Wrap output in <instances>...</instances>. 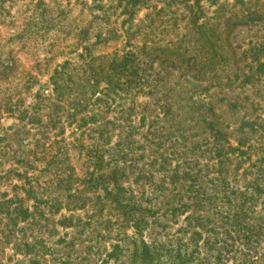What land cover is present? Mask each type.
<instances>
[{
    "label": "rangeland",
    "instance_id": "rangeland-1",
    "mask_svg": "<svg viewBox=\"0 0 264 264\" xmlns=\"http://www.w3.org/2000/svg\"><path fill=\"white\" fill-rule=\"evenodd\" d=\"M118 2L0 0V264H143L141 242L183 250L201 218L198 246L223 248L221 264H264L262 244L226 221L244 166L213 148L214 130L226 147L243 121L264 122V75L251 71L264 63V18L228 33L206 3L201 37L183 0H149L129 21ZM253 8L264 12V0ZM212 43L225 58L217 76L210 62L192 65ZM127 52L143 58L140 85L105 89L111 54ZM64 64L55 91L50 78ZM115 196L146 210L137 232ZM199 252L190 264H215Z\"/></svg>",
    "mask_w": 264,
    "mask_h": 264
},
{
    "label": "trees",
    "instance_id": "trees-1",
    "mask_svg": "<svg viewBox=\"0 0 264 264\" xmlns=\"http://www.w3.org/2000/svg\"><path fill=\"white\" fill-rule=\"evenodd\" d=\"M148 2L149 0H119L118 4L120 7L118 9L121 11L120 15L127 17L126 21H129L135 12L141 9H146V4ZM183 2L185 7L184 10L190 16H193L192 28L198 31L201 37H205L206 24L199 22V16L203 14L202 8L206 3H209L211 6H216L215 14H218L216 17V28L218 29L220 27L223 31L228 33L234 27L244 26L255 21L263 20L264 18L263 10L254 8L253 10L249 9L250 0H235L231 6H228L225 1L219 3V0H183ZM227 7L233 10L228 16L225 15L224 11L222 12V9L224 10ZM237 7H239V9ZM91 8L93 7H89L88 9ZM106 40L107 39H105V41ZM217 47L216 44L215 46L213 43L211 44L212 55L210 58H204L206 54H204L203 50H199V59L196 62L197 57L194 56L195 60L192 65L199 63L202 68H206L210 62V69L213 68L215 76H217L218 73H223L221 70L226 67L224 66L225 63H223L225 62V58L220 52L222 49L218 48L217 50ZM111 55L110 66L104 71L105 89L115 92L119 90H127L129 88L131 89L133 85L135 87L140 85L142 73L144 72L143 62L140 59L143 58L139 59L138 56L131 52H127L121 56H119V54L117 55V53ZM230 57L231 59L234 58L233 52H230ZM254 61V67H251V71H254L255 76L259 74L264 75V63L259 59ZM67 65L64 64L59 71L55 70L53 76L50 78L55 91L59 88L57 81L66 75L64 73V66ZM248 81H250L249 78L242 83H247ZM230 85H232V82L228 78L224 87ZM94 119V117H91L89 118V121L92 122ZM237 130L242 134V137L235 145L228 144L226 147L220 144L223 135L219 131L214 130L215 141L213 148L215 151V157L219 160L223 159L224 161H239V163L244 166L243 178L244 181H246L243 191L233 190L231 191L230 197L226 199L229 207V212L226 214V221L230 227V232L232 231L235 235L242 237L245 242H250L251 244L257 243L258 245L262 244V251H264V122L263 120H259V122L245 120ZM221 163L223 164V162ZM114 201L119 210H124L123 216L129 215L133 221L136 218V214L146 211L141 208H130L128 205L121 204L117 196L114 197ZM127 209H129V213H126ZM150 211L151 210L146 213L150 214ZM202 221L203 218L194 220V222L198 224V226H196V229L198 230L192 233L194 239L192 242L190 239L188 244H184L183 250H180V248L174 250L172 247L166 250L154 243L148 246L141 242L139 249L135 253L136 257L143 264H161L159 254V250H161L164 251V254H168V259L165 264H190L194 253L197 251V254L199 255L200 249H203L204 253L207 255H214L213 260L215 264H221L224 260L222 253L223 248H213V245L204 242L203 247L201 246L200 248L198 246V242L202 236V229H204L203 225L200 224ZM136 223L135 220L134 229L137 232L139 226ZM208 246L210 247L208 248ZM191 248H194L193 252L190 251ZM233 248V245L230 246L231 251ZM25 249V256L33 254L31 246L26 245ZM254 250L255 248L250 249V251ZM133 257H135V255H133ZM251 260L259 262L258 255L255 254L252 256ZM201 261L202 260L199 259L197 264H201Z\"/></svg>",
    "mask_w": 264,
    "mask_h": 264
}]
</instances>
